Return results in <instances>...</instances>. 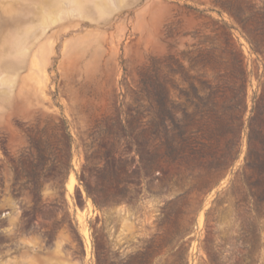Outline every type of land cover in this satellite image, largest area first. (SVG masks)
<instances>
[{"label": "rangeland", "instance_id": "obj_1", "mask_svg": "<svg viewBox=\"0 0 264 264\" xmlns=\"http://www.w3.org/2000/svg\"><path fill=\"white\" fill-rule=\"evenodd\" d=\"M0 264H264V0H0Z\"/></svg>", "mask_w": 264, "mask_h": 264}]
</instances>
